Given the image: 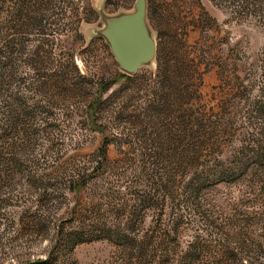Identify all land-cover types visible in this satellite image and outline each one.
I'll return each instance as SVG.
<instances>
[{"label":"rangeland","instance_id":"rangeland-1","mask_svg":"<svg viewBox=\"0 0 264 264\" xmlns=\"http://www.w3.org/2000/svg\"><path fill=\"white\" fill-rule=\"evenodd\" d=\"M96 2L0 0V264H264V0H148L156 62L128 75L84 34Z\"/></svg>","mask_w":264,"mask_h":264},{"label":"water","instance_id":"water-1","mask_svg":"<svg viewBox=\"0 0 264 264\" xmlns=\"http://www.w3.org/2000/svg\"><path fill=\"white\" fill-rule=\"evenodd\" d=\"M104 3L105 0H97L94 5L101 26H85L86 38H101L119 67L127 73L154 66L157 43L148 22V0H134L131 9H119L114 13H107Z\"/></svg>","mask_w":264,"mask_h":264},{"label":"trees","instance_id":"trees-1","mask_svg":"<svg viewBox=\"0 0 264 264\" xmlns=\"http://www.w3.org/2000/svg\"><path fill=\"white\" fill-rule=\"evenodd\" d=\"M106 2V0H105ZM157 54V53H156ZM121 75H128L126 72L124 71H120L119 72ZM0 78H1V74H0ZM0 83H1V79H0ZM107 83V82H106ZM104 83V82H99V86H98V90H97V93L93 99V103L95 101H97V99H99L101 97V93H102V90L107 86V84ZM93 104L89 110V116L90 118H93ZM4 121V124H0V135H2V140L4 141V139L6 140V136H9V132H10V129H11V125H12V119L10 118H6L3 120ZM201 126V127H200ZM203 126V127H202ZM192 134H193V140L190 139L188 141V145H193V147H195V141H196V136L197 134H199V131L200 130H204V123L200 125L199 122H193V126H192ZM4 138V139H3ZM192 140V141H191ZM7 145H6V144ZM4 148H6V151H7V155H3L0 157V165H1V172H0V180H2V182H6L8 181V178H9V175L13 172V171H16L14 169V167L16 166V162L14 160V156L12 155L11 151V148L12 146H10L9 143L7 142H4ZM14 147V146H13ZM261 153H259L258 151L254 154L255 156L258 155L260 156ZM195 156V149H194V153H192L190 157H194ZM248 160V159H247ZM246 161H242L241 160V166L240 167L239 165L237 164H233L231 165V167H229L228 169L226 170H223L222 172H220V174H222L221 176L223 177L224 180H228V179H236V177H239L240 175H244L246 173V170L248 168V164L251 163L250 161L247 163V165H244L246 164L245 163ZM207 170L203 169L201 171V173H205L204 175L205 176H210V174H212L210 171L206 173ZM218 173V172H217ZM198 175H195V179L197 178ZM84 185V182H76L74 181L72 183V189H80L82 186ZM187 188H190L192 189L193 191H195L196 189L199 188V185L196 184V187L193 186L192 184V179H190V182L188 183V185H186ZM149 251V250H148ZM140 253H135L133 254L134 257H136V260L135 261H132V262H135L136 264H143V261L141 257L142 254L141 253H144L145 254V258H144V262L145 264H148L149 262L146 261V255L148 254L146 252V250L142 251V250H139ZM122 254L124 255L125 254V251H124V248H123V251H122ZM131 256V257H133ZM56 256H54L53 254L51 255L49 252L46 253V255L44 257H37L35 258L33 261L29 262H23L21 264H57V260H56ZM131 259V258H130ZM149 260V258H148ZM131 263V262H130ZM123 264H128V263H123Z\"/></svg>","mask_w":264,"mask_h":264}]
</instances>
